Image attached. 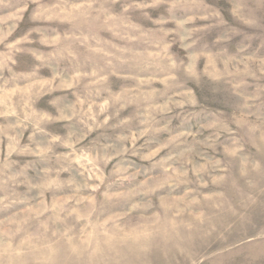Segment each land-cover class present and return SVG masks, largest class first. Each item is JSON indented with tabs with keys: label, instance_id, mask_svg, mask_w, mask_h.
<instances>
[{
	"label": "clouds",
	"instance_id": "1",
	"mask_svg": "<svg viewBox=\"0 0 264 264\" xmlns=\"http://www.w3.org/2000/svg\"><path fill=\"white\" fill-rule=\"evenodd\" d=\"M0 264H264V0H0Z\"/></svg>",
	"mask_w": 264,
	"mask_h": 264
}]
</instances>
